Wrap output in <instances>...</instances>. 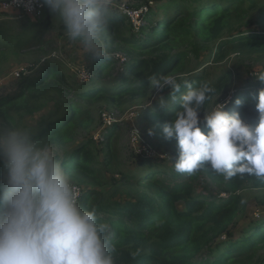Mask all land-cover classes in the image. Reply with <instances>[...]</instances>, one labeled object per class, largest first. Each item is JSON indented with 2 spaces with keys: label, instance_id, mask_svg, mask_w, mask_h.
<instances>
[{
  "label": "trees",
  "instance_id": "1",
  "mask_svg": "<svg viewBox=\"0 0 264 264\" xmlns=\"http://www.w3.org/2000/svg\"><path fill=\"white\" fill-rule=\"evenodd\" d=\"M256 12L259 31L250 29L249 19ZM54 29L64 27L44 4L37 17L25 15L21 23L0 21V66L9 55L31 47L43 51V37ZM107 36L115 50L126 56L128 76L97 84L111 78L104 72L115 65L112 56L79 67L78 76L68 74L59 61L45 59L35 74L22 75L15 92L0 94V127L27 129L52 148L71 147L56 157L81 189L80 206L95 208L98 220L108 224L105 237L115 248V264H264V210L259 211V220L241 228L234 226L246 209L241 192L264 190V178L238 174L226 180L207 166L181 174L173 166L160 168L159 164L147 165L150 172L136 177L122 171L117 125L105 131L101 147L92 139L73 147L80 133L95 123L91 105L122 106L135 101L152 89L149 81L153 76L175 77L181 93L187 91L185 82L193 87L207 83L215 91L208 94L199 113L208 111L211 101L231 84L232 74L212 79L205 69L201 72L198 67L195 72L188 68L191 56L200 58L214 47V64L233 54L264 60V0H156L140 31L130 19L116 13ZM247 73L246 84L234 88L235 95L226 101L225 110L238 112L242 120L255 126L258 93L264 89V82L256 77L264 69ZM161 97L165 106L158 100L157 109H150L147 117L165 125L174 118L178 104L171 102L168 88ZM236 99L241 101L239 106L234 104ZM116 169L122 175L119 182L137 188L135 200L105 199L100 189L108 184L107 171ZM202 178L217 186L219 193L210 194L207 186L205 193L210 195L200 194L197 182ZM134 252L139 254L133 257Z\"/></svg>",
  "mask_w": 264,
  "mask_h": 264
},
{
  "label": "clouds",
  "instance_id": "2",
  "mask_svg": "<svg viewBox=\"0 0 264 264\" xmlns=\"http://www.w3.org/2000/svg\"><path fill=\"white\" fill-rule=\"evenodd\" d=\"M42 2L92 60L111 59L105 41L115 16L113 0ZM256 79L264 82V73ZM149 87H167L171 102L178 104L162 128L165 139L177 142V173L207 166L226 180L238 174L264 178V89L258 93V122L252 126L238 112L226 111L227 102L216 103L201 120L199 110L215 91L207 83L193 87L185 82L187 91L181 93L174 77L161 75L153 76ZM157 99L165 106L163 97ZM77 187L50 145L27 129L0 127V264H115V248L105 237L109 226L98 220L95 208L80 206Z\"/></svg>",
  "mask_w": 264,
  "mask_h": 264
},
{
  "label": "rangeland",
  "instance_id": "3",
  "mask_svg": "<svg viewBox=\"0 0 264 264\" xmlns=\"http://www.w3.org/2000/svg\"><path fill=\"white\" fill-rule=\"evenodd\" d=\"M155 1L113 0V6L115 14L119 13L129 19L128 14H124L126 11L133 12L143 8H148L149 11ZM7 2L9 0H0V21L8 20L21 23L27 14L23 12L22 8H16L11 12H6L3 10V5ZM148 11L145 13L146 15ZM258 20V12L253 13L249 19V21H252L250 29H254L255 31L261 30L257 25ZM225 38L228 37L225 36ZM43 39L45 41L42 45L43 51H38V48L31 47L28 50L22 51L20 54L9 55L5 62H3L0 66L1 95H8L9 93L15 92L22 75L35 74L45 59L52 58L59 61L68 74L71 73L75 76L79 75L77 71L79 67L85 68L94 61L91 59L90 54L85 52L78 42L71 41L67 37L64 29H54L50 33L48 31ZM105 43L107 50L115 59V65L106 69L104 72L105 75L107 73L111 75V78L105 77L104 80H98L97 84L99 85L108 84L114 78L128 76L125 69L127 64L126 56L115 50L116 46L114 47L110 37L107 36ZM214 53L213 47L212 51L202 52L200 58L191 56V65L188 66L191 70L199 67L200 70L198 71L201 72H204L205 69L212 79H217L227 72L232 74L231 84L222 94L216 95L217 97L211 101L212 105L208 112L216 107V103L223 104L234 97V88H239L246 84V80L243 78L247 77L248 71L261 72L264 69V60H258L257 57H240L235 54L222 62L214 64ZM93 65L95 67L97 63ZM88 72H91V69ZM91 76L95 77V75ZM88 78L92 77L89 76ZM166 88L163 91L151 89L145 96L139 97L135 101L123 104L122 106H118L117 104L108 106L105 102L91 105L95 123L89 131H82L80 133L73 147H79L87 139H92L96 145L101 147V143L105 140L103 135L107 129L104 117H107V119H111L114 122L113 126L117 125L119 127V149L121 150L122 171L133 173V175L139 177L140 173L150 172V170H147L150 166L147 165L156 167L159 164L161 165L160 168H163V166L174 167V163L178 158L176 140L165 139L162 133L164 125L160 122L149 120L147 117V112L150 109H157V102L159 100L157 98L165 94ZM199 116L202 120L204 112L199 113ZM149 132L152 134L150 135ZM100 133H102V138L99 141H95V137ZM69 149L71 147H67L66 149L59 147L53 148L56 155H61L65 150ZM106 176L108 184L99 189L104 191L107 201L111 202L113 200L125 203L135 200L138 194L137 188L126 186L122 182H119L122 175L118 169L107 171ZM209 182L210 180L206 178H202L197 182V189L200 194L207 196L219 193V188L211 185ZM207 186L211 189L209 191L213 193H205V187ZM241 196L243 198L242 207L245 206L246 209L237 219V224L234 225L239 226V228L245 227L251 221L259 220L258 216L261 215L259 211L264 210V190L247 189L241 192ZM222 197L226 199L227 194L223 193Z\"/></svg>",
  "mask_w": 264,
  "mask_h": 264
},
{
  "label": "built area",
  "instance_id": "4",
  "mask_svg": "<svg viewBox=\"0 0 264 264\" xmlns=\"http://www.w3.org/2000/svg\"><path fill=\"white\" fill-rule=\"evenodd\" d=\"M42 7H43L42 0H9V2L3 5V10H5L6 12H11L13 11V9L22 8L23 12L26 13L27 15L36 17L40 14ZM147 11H148V8H143L141 10H137L133 12L126 11L124 14H128V17L131 23L133 24V26L135 27V29L137 31H140L145 25L144 17ZM104 120H105L107 129L113 127L114 122L111 119L109 120L107 119V117H104ZM101 138H102V133L98 134L95 137V141H99V139ZM78 191L80 193L79 188H78Z\"/></svg>",
  "mask_w": 264,
  "mask_h": 264
}]
</instances>
